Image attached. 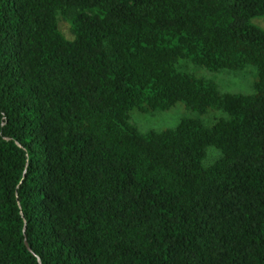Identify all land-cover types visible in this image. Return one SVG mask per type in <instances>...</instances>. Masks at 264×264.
Returning a JSON list of instances; mask_svg holds the SVG:
<instances>
[{
  "label": "trees",
  "instance_id": "obj_1",
  "mask_svg": "<svg viewBox=\"0 0 264 264\" xmlns=\"http://www.w3.org/2000/svg\"><path fill=\"white\" fill-rule=\"evenodd\" d=\"M255 17L264 0H0V264H264ZM180 61L250 66L252 93L220 94ZM176 103L225 116L129 122Z\"/></svg>",
  "mask_w": 264,
  "mask_h": 264
},
{
  "label": "rangeland",
  "instance_id": "obj_2",
  "mask_svg": "<svg viewBox=\"0 0 264 264\" xmlns=\"http://www.w3.org/2000/svg\"><path fill=\"white\" fill-rule=\"evenodd\" d=\"M249 23L264 31V17H255ZM56 27L64 39L68 41L73 39L69 29L67 15H59L57 17ZM178 68L185 73L213 82L220 94L250 95L252 93V84L255 77L254 69L250 66H244L236 71L220 70L213 72L195 67L188 62L180 61ZM224 116L222 112L216 110H209L203 115H197L185 109L182 103H176L173 107L165 111L138 112L133 110L129 113V122L135 127L138 133H145L148 131L158 132L171 129L183 118L198 119L203 126L208 127L215 120ZM217 156L218 152L215 149L206 148L202 165L210 164Z\"/></svg>",
  "mask_w": 264,
  "mask_h": 264
},
{
  "label": "water",
  "instance_id": "obj_3",
  "mask_svg": "<svg viewBox=\"0 0 264 264\" xmlns=\"http://www.w3.org/2000/svg\"><path fill=\"white\" fill-rule=\"evenodd\" d=\"M23 244H24V246L26 247L27 251H30V250H29V248L26 246V243H25V241H24V243H23Z\"/></svg>",
  "mask_w": 264,
  "mask_h": 264
}]
</instances>
